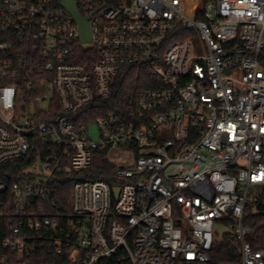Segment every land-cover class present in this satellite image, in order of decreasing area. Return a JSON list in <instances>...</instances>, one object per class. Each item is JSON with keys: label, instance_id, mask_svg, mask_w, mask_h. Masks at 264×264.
Instances as JSON below:
<instances>
[{"label": "built area", "instance_id": "built-area-1", "mask_svg": "<svg viewBox=\"0 0 264 264\" xmlns=\"http://www.w3.org/2000/svg\"><path fill=\"white\" fill-rule=\"evenodd\" d=\"M76 5L90 42L63 0H0V166L33 159L0 182V247L19 261L49 248L69 264H207L223 223L241 264H264L244 224L264 188V0ZM98 159L114 184L87 178Z\"/></svg>", "mask_w": 264, "mask_h": 264}, {"label": "trees", "instance_id": "trees-1", "mask_svg": "<svg viewBox=\"0 0 264 264\" xmlns=\"http://www.w3.org/2000/svg\"><path fill=\"white\" fill-rule=\"evenodd\" d=\"M196 0L194 1V5H196ZM197 6V5H196ZM122 82L121 85H132L134 84V77H121ZM98 115H94L89 120L92 122L95 117ZM103 161V160H102ZM33 162L31 160H14L8 162L0 166V182H13L17 180L18 175H20L21 170L28 167ZM107 169L108 174L105 173H97L95 169L97 167H101ZM112 166L108 163V161L101 162L99 159L96 160L94 164V169L90 171L89 180H105L110 184H114L115 180L110 175V171ZM72 176L61 178L59 181V191L56 196L57 204L59 205L58 212L61 214H70L71 210V200H72V183H73ZM3 196H0V200ZM259 205L258 209L259 212L257 214H253L250 211L248 206L245 214L244 224L249 226L253 229V233L249 237V242L253 246L254 250H259L264 248V188L261 190V196L258 200ZM1 237V236H0ZM238 245L236 244L232 234H228L225 238L221 241H218L214 249L211 253V261L207 264H241V254ZM7 255L6 261L4 264H69L68 263V255L67 253L64 254H56L49 248L45 250H39L36 253L26 257L24 260L19 261L16 255L8 254L7 251L3 250L0 247V264H2L3 256Z\"/></svg>", "mask_w": 264, "mask_h": 264}, {"label": "water", "instance_id": "water-1", "mask_svg": "<svg viewBox=\"0 0 264 264\" xmlns=\"http://www.w3.org/2000/svg\"><path fill=\"white\" fill-rule=\"evenodd\" d=\"M63 6L73 15L75 21L78 23L80 29V38L83 42H90L92 40V29L89 24V17H81L77 9L76 0H63ZM32 114H35V107L32 106ZM118 193V190H114Z\"/></svg>", "mask_w": 264, "mask_h": 264}, {"label": "rangeland", "instance_id": "rangeland-1", "mask_svg": "<svg viewBox=\"0 0 264 264\" xmlns=\"http://www.w3.org/2000/svg\"><path fill=\"white\" fill-rule=\"evenodd\" d=\"M194 1L195 0H190L191 5H193ZM196 1L198 4L200 0H196ZM92 137L96 138V131L94 127H93ZM260 193H261V190H260ZM258 205H259L258 200H255L253 199V197H251L250 202H249V208H250L251 213L257 214L259 212ZM215 232L217 234L216 239L218 242V241H221L223 238H225L230 233V229H228V227L225 224L218 223L216 225Z\"/></svg>", "mask_w": 264, "mask_h": 264}]
</instances>
